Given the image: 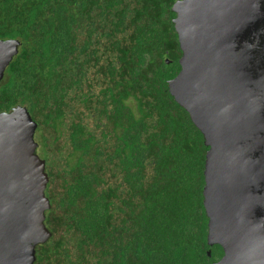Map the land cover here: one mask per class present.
<instances>
[{"label":"trees","instance_id":"16d2710c","mask_svg":"<svg viewBox=\"0 0 264 264\" xmlns=\"http://www.w3.org/2000/svg\"><path fill=\"white\" fill-rule=\"evenodd\" d=\"M179 0H0L19 54L0 114L26 107L47 162L50 240L35 264H214L209 148L170 92ZM211 251V256L209 255Z\"/></svg>","mask_w":264,"mask_h":264},{"label":"water","instance_id":"95a60500","mask_svg":"<svg viewBox=\"0 0 264 264\" xmlns=\"http://www.w3.org/2000/svg\"><path fill=\"white\" fill-rule=\"evenodd\" d=\"M173 12L183 56L169 87L209 148L208 244L223 250L214 264H264V0H179ZM21 45L0 41V82ZM37 130L24 106L0 114V264H35L52 237Z\"/></svg>","mask_w":264,"mask_h":264}]
</instances>
